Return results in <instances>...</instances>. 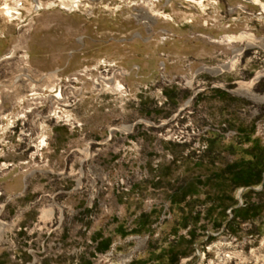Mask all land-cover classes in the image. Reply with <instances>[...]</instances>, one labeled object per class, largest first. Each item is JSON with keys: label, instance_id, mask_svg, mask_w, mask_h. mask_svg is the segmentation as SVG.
I'll use <instances>...</instances> for the list:
<instances>
[{"label": "rangeland", "instance_id": "obj_1", "mask_svg": "<svg viewBox=\"0 0 264 264\" xmlns=\"http://www.w3.org/2000/svg\"><path fill=\"white\" fill-rule=\"evenodd\" d=\"M263 4L0 0V264H264Z\"/></svg>", "mask_w": 264, "mask_h": 264}, {"label": "trees", "instance_id": "obj_2", "mask_svg": "<svg viewBox=\"0 0 264 264\" xmlns=\"http://www.w3.org/2000/svg\"><path fill=\"white\" fill-rule=\"evenodd\" d=\"M164 94L171 98L172 92L164 90ZM147 112V111H146ZM250 158L244 160L239 159L230 166H226L222 171L225 177H229L235 184V187H244L247 190L242 194V205L233 209V218L229 221L232 222L236 218L245 220L259 216L262 205H250L248 203V193L253 192L251 187L261 185V190L257 191L259 194H264V146L253 145L249 150ZM185 198V195H181L175 199L174 202L181 203ZM235 204V202H234ZM253 214V216H251ZM230 229V225L228 226ZM105 249V248H104ZM177 256L171 257L169 262L175 261Z\"/></svg>", "mask_w": 264, "mask_h": 264}, {"label": "bare ground", "instance_id": "obj_3", "mask_svg": "<svg viewBox=\"0 0 264 264\" xmlns=\"http://www.w3.org/2000/svg\"><path fill=\"white\" fill-rule=\"evenodd\" d=\"M10 4V3H9ZM8 3H5L3 6H2V9H4V12L6 14H10L12 12H17V10H15L14 6H10ZM262 11L264 12V4L262 5ZM19 14V13H18Z\"/></svg>", "mask_w": 264, "mask_h": 264}]
</instances>
